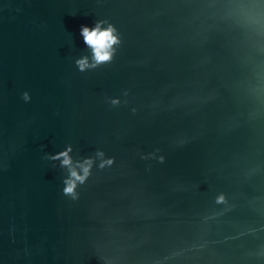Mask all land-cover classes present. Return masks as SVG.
Returning <instances> with one entry per match:
<instances>
[{
    "label": "water",
    "instance_id": "obj_1",
    "mask_svg": "<svg viewBox=\"0 0 264 264\" xmlns=\"http://www.w3.org/2000/svg\"><path fill=\"white\" fill-rule=\"evenodd\" d=\"M0 264H264V0H0Z\"/></svg>",
    "mask_w": 264,
    "mask_h": 264
},
{
    "label": "clouds",
    "instance_id": "obj_2",
    "mask_svg": "<svg viewBox=\"0 0 264 264\" xmlns=\"http://www.w3.org/2000/svg\"><path fill=\"white\" fill-rule=\"evenodd\" d=\"M80 33L84 37V42L92 48L94 61V63L90 64L86 57L78 59L76 63L81 71L85 70L88 67H94L101 62H105L111 59L114 51L112 45L118 42V36L115 34V29L111 25H109L105 29H102L99 23H97L94 28H90L85 25L81 27ZM24 99H30L28 93L26 92L24 93ZM69 151L70 148L65 151H61L60 153L54 154L52 158H61L62 164L67 165L70 163V157L68 155ZM87 174V168L84 169V175L81 176H78L75 171L71 173V175L79 181H83L86 178ZM74 189V181L67 180L64 192L66 194H71L73 198H75Z\"/></svg>",
    "mask_w": 264,
    "mask_h": 264
}]
</instances>
